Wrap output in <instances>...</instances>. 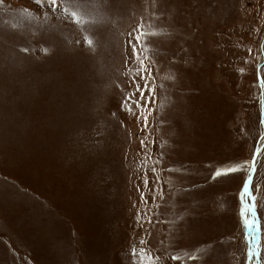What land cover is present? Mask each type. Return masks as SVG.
I'll list each match as a JSON object with an SVG mask.
<instances>
[{
  "label": "rangeland",
  "instance_id": "374dc122",
  "mask_svg": "<svg viewBox=\"0 0 264 264\" xmlns=\"http://www.w3.org/2000/svg\"><path fill=\"white\" fill-rule=\"evenodd\" d=\"M46 3L0 0V264H264V0Z\"/></svg>",
  "mask_w": 264,
  "mask_h": 264
},
{
  "label": "snow or ice",
  "instance_id": "6c2138e0",
  "mask_svg": "<svg viewBox=\"0 0 264 264\" xmlns=\"http://www.w3.org/2000/svg\"><path fill=\"white\" fill-rule=\"evenodd\" d=\"M33 2H35L37 5H40L42 3L45 2V0H33ZM61 2L62 0H47V3H46V6L51 8L53 11L55 12H60L61 11ZM136 33H138L136 36H135V39L137 42H139V39H140V35H143L142 31L140 30V28L134 30ZM129 35H133L132 33H130ZM26 51V49H25ZM133 55L139 59V50L138 48L136 47V44H133ZM135 75H139V71L135 72L134 73ZM138 91H139V88H138ZM141 96L144 95L143 92L140 93ZM129 111H131V109H129ZM264 142V141H262ZM260 149H257V152H259ZM255 158H256V153H254L253 155V161H252V164L254 165L255 163ZM248 162H244V164H247ZM244 164H238V165H235V166H232V167H229V168H226V169H217L214 174H213V179H216V178H219L221 175H230V174H235L237 173L238 171L242 170ZM148 184V181L147 179L145 180V185L147 186ZM249 191V185L247 183V181H245L242 185V191H241V195H247ZM250 223V222H249ZM134 254H135V250H134ZM173 259H177V257H173Z\"/></svg>",
  "mask_w": 264,
  "mask_h": 264
},
{
  "label": "bare ground",
  "instance_id": "6f19581e",
  "mask_svg": "<svg viewBox=\"0 0 264 264\" xmlns=\"http://www.w3.org/2000/svg\"><path fill=\"white\" fill-rule=\"evenodd\" d=\"M176 256V255H175ZM177 257V256H176ZM177 260V259H176Z\"/></svg>",
  "mask_w": 264,
  "mask_h": 264
}]
</instances>
